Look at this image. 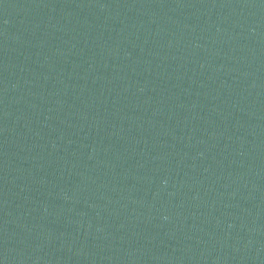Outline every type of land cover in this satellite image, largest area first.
Listing matches in <instances>:
<instances>
[{
    "label": "water",
    "instance_id": "95a60500",
    "mask_svg": "<svg viewBox=\"0 0 264 264\" xmlns=\"http://www.w3.org/2000/svg\"><path fill=\"white\" fill-rule=\"evenodd\" d=\"M253 2L264 17V0H253Z\"/></svg>",
    "mask_w": 264,
    "mask_h": 264
}]
</instances>
